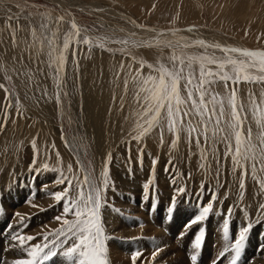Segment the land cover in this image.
<instances>
[{
	"label": "rangeland",
	"instance_id": "obj_1",
	"mask_svg": "<svg viewBox=\"0 0 264 264\" xmlns=\"http://www.w3.org/2000/svg\"><path fill=\"white\" fill-rule=\"evenodd\" d=\"M68 1L78 5H69L67 2L66 5L65 2L60 5L53 0H0V83H4L10 92L15 93L14 97L6 98L4 89H0V123H4L7 108V123L0 129V231H3V235L0 236V247L6 250L4 253L12 251V254H15L7 239L9 231L6 226L11 221L13 225L11 230H16L19 220L13 215L16 212L25 216L29 224L23 230L24 234L36 235L41 231L42 224L48 226L44 231L59 226L60 222L54 221L53 217L60 213L61 207L53 198L46 195V191L62 190L63 185L54 184L58 173L45 170L43 165L47 164L49 169L60 166L56 157L58 151L62 165L66 167L68 163H72L75 169L76 156L71 146L65 144V140L75 139L82 159L85 164L91 162L89 167L97 176L107 155L111 153L112 156L109 169L115 190L108 191L109 203L101 210L105 235L109 237L105 241L109 264H132L131 254L137 249L142 250L143 255L136 264H141V261L148 264L152 252L156 249L160 251L151 264H230L231 253H225L220 260L215 259L216 242L219 239L223 240L222 229L226 219L230 225L231 240L237 238L239 229L247 223L245 213L241 210L245 207L253 219L254 227L248 234L246 246L237 264H264V251L258 248V252L254 254L251 250L257 243L256 236L264 231V222L255 223L257 205L264 202V198L256 195L257 186L250 178H245L246 190L243 201L233 208L228 218L227 209L237 205L238 183L231 172L230 157L228 160L223 158V145H219L222 166L221 175L217 178L218 165L211 154L208 155V160L203 161L205 168L201 169L199 164L202 161L195 141L193 140L189 146L183 134L176 149L171 148L172 137L168 134L165 135L163 144L156 135L147 137L140 144L131 140L129 133L134 126V117L131 116L133 108L131 77H127L130 82L127 95L124 94V80L131 59L120 54L113 56L98 48L89 53L87 46H80L76 49L75 57L72 55V48L68 50L63 86L67 96L62 95L63 106H58L54 99H48L54 97L57 89L52 72L46 63L47 41L40 52V40L33 42L31 36L33 28L37 37L41 39L49 34L40 28L42 18L39 15L47 6L53 17L51 30L58 29L60 36L69 28L67 21L74 18L82 28L91 29L87 33L89 37L106 35L122 38L135 32L137 34L134 39L153 38L149 34L143 35V32L136 31L137 29H134L127 19L104 11H94L95 6L102 5L125 17L134 18L139 25H144V28L165 31L167 36L161 39L177 40L182 36L193 39V34L188 33L186 36L182 32L186 31L184 29L187 27L195 26L199 32H205L203 38L205 37L206 41L224 42L228 46L249 49H264V0ZM79 2L92 7L83 8ZM59 15H65V22L57 25L55 18ZM173 30L176 31L175 36L171 35ZM178 30L182 32H177ZM57 43L61 44L62 40H58ZM108 47L118 48L120 45L110 43ZM185 51L192 55L201 53L203 49L192 47ZM132 53L137 59L142 58L148 63H156L158 57H163L166 62L170 50L164 49L161 52L156 48H139L132 49ZM219 54L217 52V55ZM122 60L125 63V71L121 72L117 79L114 72L119 69ZM74 61L79 62L78 67ZM137 68L139 64H133V73ZM5 71L12 78L10 82L4 78ZM148 71L146 67L143 69L144 74ZM45 89L48 96L43 94ZM249 90L259 96L264 87L239 85L242 102H247ZM216 91L222 92L223 89L216 86ZM9 101L12 107H7ZM34 139L39 150L36 166L40 169L35 174L30 172L34 152L31 142ZM201 146L207 148L202 139ZM153 159L157 160L154 173L151 175L155 189H149V199L145 200L142 185L150 178ZM236 176H239V171ZM42 185H46L47 189H42ZM178 187H184L186 191L183 194L177 193L175 189ZM214 193L217 199L212 213L203 223L205 236L202 247L197 260L192 261L194 251L192 244L201 225H193L191 228H185V225L197 214L200 206H205L209 202ZM174 195L177 206L169 219L167 209ZM29 199L39 207L33 208L25 203ZM40 208L48 210L40 211ZM113 209L121 211L117 213ZM28 217H31L30 221L27 220ZM261 219L264 221V217ZM135 237L142 239H133ZM39 240L38 236L37 240L31 243ZM17 253H20V250ZM55 259L68 264L66 258L59 254L45 264H52ZM7 260V255L0 254V264Z\"/></svg>",
	"mask_w": 264,
	"mask_h": 264
},
{
	"label": "snow or ice",
	"instance_id": "obj_2",
	"mask_svg": "<svg viewBox=\"0 0 264 264\" xmlns=\"http://www.w3.org/2000/svg\"><path fill=\"white\" fill-rule=\"evenodd\" d=\"M32 7H37L32 5ZM58 7V6H57ZM97 8L94 11H102ZM42 18L40 28L49 34L44 35L43 39L37 37L35 28L31 29L33 42L40 40V49H44V42L47 41V67L52 72V79L55 82L57 91L54 99L58 106H63L62 95L67 96L63 91L64 75L67 64V52L72 48V55L75 57L76 49L80 46H87L91 53L94 48L107 51L113 56L120 54L122 57L131 59L127 65L126 78L124 80V94L127 95L129 79L133 84V108L131 116L134 117V126L129 136L131 140L140 144L147 137L156 135L161 144L164 143L166 134L172 137L171 148L176 149L182 134L189 146L195 141L196 147L200 153L199 164L201 169L205 168L203 161L208 160V155L218 165L216 176L221 175V159L219 155V145H223V158L228 160L230 157L231 172L238 183L237 205H232L227 209V216L230 218L233 208L243 201L246 184L245 178H250L257 186L256 195L264 198V90H261L259 96L257 93L249 90L247 93V102H242L239 96V85H260L264 87V49H249L236 46L222 45L219 42H209L201 37L189 39L180 37L177 40L161 39L166 34L157 33L151 39H134L135 32L126 37L113 38L109 36L89 37L87 33L91 31L88 28H82L77 24L74 18H70L67 23L69 28L62 36L56 31L51 30L53 17L45 6V11L39 12ZM71 16L70 13H68ZM11 19V17H9ZM19 19V18H17ZM65 22V15H59L55 18V23ZM138 28H144V25H137ZM155 32V29H146ZM186 31L195 33V26ZM84 33V35H82ZM171 35L175 36L173 30ZM13 40L15 39V30L12 31ZM62 40L61 44L57 41ZM120 45L118 48L108 47V44ZM33 45H29L32 47ZM75 46V47H73ZM192 47L203 49L199 54H188L185 50ZM156 48L163 52L169 49L167 61L163 57H158L156 63H148L144 59L137 57L132 53V49ZM212 50V51H209ZM217 52L220 54L217 55ZM78 67L79 62L74 61ZM139 64V68L133 73V64ZM149 69L147 74L143 73L144 68ZM125 71V63L120 62L119 69L114 72L117 79L120 73ZM5 80L11 81V76L5 71ZM216 86L222 87L223 91H216ZM0 89H4L6 98L15 96L10 92L4 83H0ZM48 96L47 90L43 93ZM123 100V97L121 98ZM18 103V100H17ZM7 107H12L11 101ZM123 103L121 104V109ZM19 114V109H17ZM250 117V120H249ZM126 120L128 117L125 118ZM195 121V123H194ZM7 123V108L5 109L4 123H0V129H3ZM247 124V126H246ZM255 132H254V127ZM201 139L207 148L201 146ZM129 141V144L131 143ZM33 152L30 172L35 174L40 171L36 166L39 150L37 149L35 139L31 142ZM66 146H71V150L76 156V168L72 163L66 167L62 165L60 154L57 151L56 157L60 166L49 169L47 164L43 165L45 170L57 172V178L53 183L63 185L62 190L46 191V195L53 198L56 204L60 205L61 211L53 217L54 221L60 222L54 229L44 231L48 226L42 224L41 231L36 235L24 234L29 224L25 216L21 213H14V217L19 220L16 230L12 231V222L6 226L9 231L7 239L10 248L19 249L22 253L21 258H16L12 264H45L51 261L57 255L66 258L68 264H109L105 241L109 238L105 235V228L102 222L101 210L108 205L107 193L109 190H115L114 181L110 176L109 165L112 161L109 153L102 164V169L97 176L90 169V161L85 164L81 157L80 149L76 146L75 139L65 140ZM55 147V145H53ZM130 152V147L128 148ZM143 149L140 150V160L142 163ZM156 159H153V169L150 178L142 185L144 199H149V189H155L152 183L151 175L154 173ZM239 171V176H236ZM35 179V175H33ZM47 189L46 185L41 186ZM177 193L183 194L186 189L178 187ZM35 196V193H32ZM217 199L214 193L205 206L198 208L197 214L185 225V228H191L193 225H201L199 233L196 235L192 244V261L197 260L199 250L202 247V240L205 236L203 223L208 219L214 208ZM63 202V203H61ZM25 203L33 208L39 206L31 199ZM177 206L176 196L172 197L170 206L167 209L169 219L173 216ZM55 207V205H50ZM40 211L48 209L40 208ZM119 213L120 209H113ZM247 221L245 226L239 229L238 236L231 240L229 236L230 225L228 219L223 225V239L226 243L219 257L225 253H231L230 264H237L241 258V253L246 246L248 234L254 227L251 216L247 213V208H242ZM255 223L259 224L264 217V202L258 203ZM71 217V218H69ZM31 217L27 220L30 221ZM142 227L143 225H138ZM3 231H0V236ZM40 240L36 243L37 237ZM133 239H142L135 237ZM231 242H228L230 241ZM260 251H264V243L259 246ZM160 249H156L151 254V261H154ZM143 255L140 249L134 250L131 254L132 264ZM144 264V261H141Z\"/></svg>",
	"mask_w": 264,
	"mask_h": 264
},
{
	"label": "bare ground",
	"instance_id": "obj_3",
	"mask_svg": "<svg viewBox=\"0 0 264 264\" xmlns=\"http://www.w3.org/2000/svg\"><path fill=\"white\" fill-rule=\"evenodd\" d=\"M62 1V2H61ZM53 2H57V3H59L60 5H62V4H64V2H65V5H66V2L69 4V5H78V4H72V3H74V2H70V1H68V0H53ZM79 5H81L83 8H85V7H89V8H91L92 6H88V5H86L85 3H82V2H79ZM80 8V7H79ZM97 8H100V9H103L101 12H107V13H111V14H113V15H116V16H118V17H121V18H123V19H127V20H129V22H131L132 23V25L134 26V29H137L136 31H138V32H143L142 34L144 35L145 33H146V35H151L150 37H154L157 33H160V32H163V31H160V32H158L157 30L155 31V32H151V31H147L146 29H148V28H138L137 27V25H139L137 22H136V20L134 19V18H132V17H128V16H124L123 14H121V13H116V12H114V11H112V10H110V9H106V7H104V6H102V5H97V7L95 6V9H97ZM112 9V8H111ZM114 10V9H113ZM200 31V30H199ZM198 30H196V32L195 33H190V34H193L192 36H193V39L194 38H196V37H201V38H203V34H205V32H199ZM177 32H182V30H178ZM163 33H165V31L163 32ZM183 34H185L186 36L187 35H189L188 33V31H183L182 32ZM137 34V33H136ZM167 36V35H166ZM145 37V36H144ZM147 37V36H146ZM149 37H147V39H148ZM205 38V37H204ZM203 38V39H204ZM210 40V39H209ZM213 41V40H212ZM215 42V41H214ZM220 44H222V45H227L226 43H220ZM118 180V179H117ZM119 180H121V178L119 179ZM118 182V181H117ZM120 186V185H119ZM125 189V188H124ZM166 223V222H165ZM121 229V228H120ZM157 231V230H156ZM164 231V230H163ZM261 232V231H260ZM264 231L262 230V232L261 233H259L258 234V232H257V236H256V241H257V243L254 245V246H256L255 248H254V246H252V252L255 254V252H258V248H259V246H260V244H262V243H264V237L262 238V233H263ZM158 235V234H157ZM232 235V234H231ZM161 236V235H160ZM221 237V236H220ZM262 239V240H261ZM168 241V240H167ZM169 242V241H168ZM224 242H225V240L223 239V240H221V239H219V240H217V242H216V244H217V247H216V249H215V253H216V257H215V259L216 260H220V258L221 257H219V253H220V251H222V249H223V246H224ZM261 242V243H260ZM165 243V242H164ZM226 243V242H225ZM5 249H6V247H5ZM110 249V248H109ZM13 251L15 250V254L13 253L12 254V251L11 252H9V253H7V252H5L4 253V251H6V250H4L3 249V247H0V254L2 255V256H4V255H7V258H8V260L7 261H5V263L4 264H12V261L14 260V259H16V258H21L22 257V253H21V251H20V253H17L18 251H19V249H12ZM180 251V250H179ZM123 252V251H122ZM165 252V251H164ZM178 252V251H177ZM183 252V251H182ZM111 253V252H110ZM4 254V255H3ZM113 254V253H112ZM179 255H181V254H179ZM123 256V255H122ZM264 256V255H263ZM176 257V256H175ZM178 257V256H177ZM10 258V259H9ZM174 258V257H173ZM180 258V257H179ZM188 257H186V259H187ZM118 259H120L119 257H118ZM125 260V259H124ZM188 261V260H187ZM186 261V262H187ZM225 261V260H224ZM8 262V263H7ZM183 262H185V261H183ZM56 263H60V261H58V259H55V262L53 261V263L52 264H56ZM118 263H120V261H118ZM50 264V263H49ZM60 264H63V263H60ZM115 264V263H114Z\"/></svg>",
	"mask_w": 264,
	"mask_h": 264
},
{
	"label": "water",
	"instance_id": "obj_4",
	"mask_svg": "<svg viewBox=\"0 0 264 264\" xmlns=\"http://www.w3.org/2000/svg\"><path fill=\"white\" fill-rule=\"evenodd\" d=\"M188 28H190V27H187L186 29H184V30H187Z\"/></svg>",
	"mask_w": 264,
	"mask_h": 264
}]
</instances>
